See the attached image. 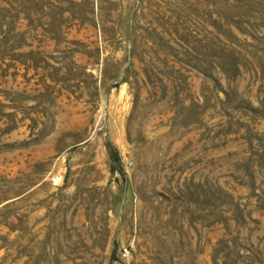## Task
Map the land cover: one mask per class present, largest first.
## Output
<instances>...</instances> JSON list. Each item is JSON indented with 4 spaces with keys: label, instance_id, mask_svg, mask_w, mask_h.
Instances as JSON below:
<instances>
[{
    "label": "rangeland",
    "instance_id": "rangeland-1",
    "mask_svg": "<svg viewBox=\"0 0 264 264\" xmlns=\"http://www.w3.org/2000/svg\"><path fill=\"white\" fill-rule=\"evenodd\" d=\"M0 264H264V0H0Z\"/></svg>",
    "mask_w": 264,
    "mask_h": 264
}]
</instances>
